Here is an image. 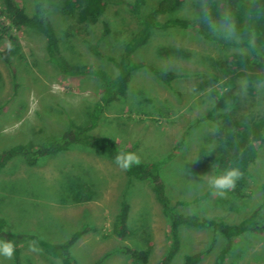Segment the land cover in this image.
Masks as SVG:
<instances>
[{"label": "rangeland", "instance_id": "rangeland-1", "mask_svg": "<svg viewBox=\"0 0 264 264\" xmlns=\"http://www.w3.org/2000/svg\"><path fill=\"white\" fill-rule=\"evenodd\" d=\"M15 1L31 12V0ZM126 2L108 0L102 20L108 23L110 34L101 39V22L84 23L77 12L61 13L59 9L66 0H45L63 56L73 64L93 65L111 74L112 61L120 58L138 29ZM157 2L146 0L144 13ZM182 2L181 8L167 17L196 23L200 17L198 0ZM2 3L0 0V10ZM215 29L224 35L235 34L223 22ZM15 35L18 52L11 63L0 57V153L15 145L35 148L49 137L61 135L69 122L85 126L90 107L87 101L98 99L103 90L98 77L59 74L45 61V40L38 31L22 28ZM89 43L97 44L103 56L93 55ZM5 47L6 43L0 41V52ZM237 52L245 53L221 48L191 27L153 32L132 59L159 71L192 77H177L169 89L148 69L134 71L125 96L106 106L95 130L96 135L111 137L135 152L141 162H156L174 152L162 170L168 199L180 213L219 215L230 223L241 221L259 206L264 221V145L250 166L244 199L229 191L223 196L208 192V182L203 179L213 174L214 165L222 157L237 163L242 155L232 146H223L215 125L203 120L214 105L215 95L228 86V119L248 136L264 116V75L241 74L227 84L215 67V61ZM186 129L179 147L180 133ZM175 146L179 147L176 151ZM203 157L211 163L206 169L201 165ZM77 183L91 187L90 201L78 203L73 199L72 187ZM122 199L130 205L131 234L120 240L111 235V229ZM0 220L7 232L52 242L62 241L83 222L89 223L93 231L72 248L76 264H133L118 252L122 246L148 250L147 264H158L170 240L168 221L151 187L129 179L106 156L82 147L43 158L36 166L13 159L0 171ZM179 235L180 250L170 264H183L194 253H203L200 264H214L220 254L224 255L222 264H264V233L246 232L232 243L210 229L182 226ZM20 251L22 264H60L33 243L22 244ZM0 264H12V259L0 256Z\"/></svg>", "mask_w": 264, "mask_h": 264}, {"label": "trees", "instance_id": "trees-1", "mask_svg": "<svg viewBox=\"0 0 264 264\" xmlns=\"http://www.w3.org/2000/svg\"><path fill=\"white\" fill-rule=\"evenodd\" d=\"M32 10L26 8L15 0H3L0 10V41L6 43L4 50L0 52L1 59L11 63L13 56L18 52L16 30L30 28L38 31L45 40L43 52L45 61L55 66L59 74L67 77L93 76L102 80L103 90L98 99L87 101L89 112L88 123L85 126H75L69 122L66 130L58 136H51L41 142L35 148L15 145L0 153V171L15 158H21L27 165L36 166L41 159L56 155L70 147H82L94 150L114 162L115 156L121 152H132L123 148L118 142L107 136L96 135L99 119L105 108L111 102L123 98L128 89L131 75L142 68L148 69L161 83L169 89L171 83L177 77H192V75H175L157 70L143 62H136L131 55L143 46L153 32L168 29L194 28L205 40L218 44L221 48L243 50L245 53H233L225 59L215 61V67L221 78H225L227 84L233 77L241 74L264 75V0H198L197 8L200 17L196 23L177 18L167 17L177 12L182 0H158L155 7L148 13H144L146 0H127L129 12L138 22V29L132 40L124 46V50L118 60H113L111 74L89 64H73L68 61L60 49V41L55 28L48 17V9L45 0H31ZM108 0H66V5L59 11L63 14L77 12L81 22H101L102 30L100 38L104 39L110 34V27L102 20L106 11ZM171 16V15H170ZM227 19L235 34L224 35L215 29V25ZM225 24V23H224ZM89 51L96 56H103L98 51L97 44H88ZM168 54L167 50H162ZM181 54L180 52H178ZM224 87L222 93L215 95L214 105L208 111L203 120H207L216 127V135L219 142L225 146H232L242 155L237 163L222 157L214 165L213 174L219 175L225 169L238 168L241 178L236 182L234 189L229 193L240 199L248 195L249 169L254 165L259 154V149L264 145V116L255 126L252 134L248 136L240 130L237 124L228 119L227 100L231 98V91ZM67 115V113H65ZM69 120V119H68ZM180 133L178 141L182 144L187 131ZM174 151H176L177 146ZM172 154H175L172 152ZM172 154L156 162H141L138 165L124 171L129 179L138 180L148 184L155 198L161 206L162 214L168 221L169 246L158 264H170L180 250L179 229L182 226L196 229H210L220 233L232 243L237 237L246 232L264 233V221L261 217V206L252 210L244 219L237 223L225 221L222 216L210 217L208 215L183 214L177 210L166 194V185L162 178L164 166L172 160ZM115 163V162H114ZM209 159H204L202 167H210ZM264 188V182H263ZM210 189L208 192H213ZM73 199L78 203L90 201L93 197L91 187L84 183L74 184L72 187ZM204 195L203 197H205ZM186 205V203H184ZM130 205L122 199L118 213L112 224L111 235L115 239L123 240L130 236L129 227ZM93 231L89 223H82L78 229H74L65 239L52 242L35 235L10 233L5 230V225L0 220V241H10L14 244L15 253L12 264H22L20 246L24 243H33L39 251L46 256L58 261L60 264H76L72 256V248L87 233ZM118 252L131 259L133 264H147L149 251L122 246ZM203 253H194L185 258L183 264H200ZM223 254H220L214 264L223 263Z\"/></svg>", "mask_w": 264, "mask_h": 264}, {"label": "clouds", "instance_id": "clouds-1", "mask_svg": "<svg viewBox=\"0 0 264 264\" xmlns=\"http://www.w3.org/2000/svg\"><path fill=\"white\" fill-rule=\"evenodd\" d=\"M225 19L224 23L228 24ZM115 164L124 171L130 170L133 165L140 163L139 156L135 152H119L114 158ZM241 178V172L238 168L232 167L225 169L221 174H211L203 177L208 182L210 189L223 196L228 190L234 189L236 182ZM15 253L14 244L10 241H0V256L6 259H12Z\"/></svg>", "mask_w": 264, "mask_h": 264}]
</instances>
